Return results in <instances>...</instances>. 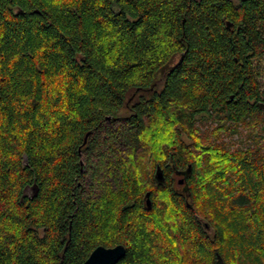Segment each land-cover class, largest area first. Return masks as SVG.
Instances as JSON below:
<instances>
[{
	"label": "trees",
	"instance_id": "obj_1",
	"mask_svg": "<svg viewBox=\"0 0 264 264\" xmlns=\"http://www.w3.org/2000/svg\"><path fill=\"white\" fill-rule=\"evenodd\" d=\"M263 78L264 0H0V264H264Z\"/></svg>",
	"mask_w": 264,
	"mask_h": 264
},
{
	"label": "water",
	"instance_id": "obj_2",
	"mask_svg": "<svg viewBox=\"0 0 264 264\" xmlns=\"http://www.w3.org/2000/svg\"><path fill=\"white\" fill-rule=\"evenodd\" d=\"M109 120V119H108ZM88 135H86L85 139ZM190 169H188L189 172ZM154 181L155 184H162L164 182L163 173L159 166L154 170ZM183 180H180L178 183L181 185ZM149 193L145 194V209L149 210L151 208V201L149 198ZM125 248L122 245H117L115 247L107 248V247H97L92 252L84 262V264H117L120 259H122L125 255Z\"/></svg>",
	"mask_w": 264,
	"mask_h": 264
},
{
	"label": "rangeland",
	"instance_id": "obj_3",
	"mask_svg": "<svg viewBox=\"0 0 264 264\" xmlns=\"http://www.w3.org/2000/svg\"><path fill=\"white\" fill-rule=\"evenodd\" d=\"M233 1H237V0H233ZM261 87L264 91V78L262 79L261 81ZM204 123V122H203ZM215 124L212 123V121H209V122H206L205 124H202L200 126V131L201 133L204 134V136L206 137H209V133L212 131V127L214 126ZM222 140H224L223 142L228 145L231 149H235V148H239V147H243L245 145V141H243L245 139L244 137V133L242 134H237L235 136H232V137H228V136H221ZM81 159H82V164L85 165V155L83 154L81 156ZM82 183H83V187H85V190L86 192H89L90 190L92 191L93 190V193L98 195V192H99V189L96 188V189H93V183L91 181V177H90V174H87V176H85L83 179H82Z\"/></svg>",
	"mask_w": 264,
	"mask_h": 264
}]
</instances>
